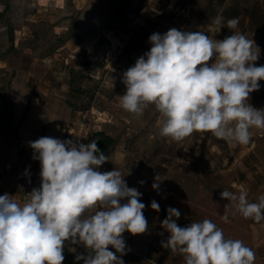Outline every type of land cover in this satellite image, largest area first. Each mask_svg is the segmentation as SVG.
Listing matches in <instances>:
<instances>
[{
    "label": "clouds",
    "instance_id": "obj_1",
    "mask_svg": "<svg viewBox=\"0 0 264 264\" xmlns=\"http://www.w3.org/2000/svg\"><path fill=\"white\" fill-rule=\"evenodd\" d=\"M213 23L232 34L222 40L176 28L151 34L150 50L122 74L126 91L118 103L135 116L154 105L162 118L159 136L175 142L199 131L230 146L247 145L253 130H264V108L249 103L264 81V65L255 64L260 49L236 31L238 18L225 25L218 15ZM29 147L40 162V185L23 203L0 195V264H63L66 242L85 248L87 255L75 256L83 264H124L123 234L148 232L142 193L128 187L118 169L99 171L109 159L96 140L84 144L43 136ZM161 182L157 174L153 190L159 192ZM220 196L245 219L264 221V195L250 202L247 191L224 189ZM151 208L160 211L155 200ZM180 216L178 209L167 208L161 227L168 236L160 246L182 255L184 264H255V252L242 240L225 238L210 219L181 227ZM69 250L76 253L75 247Z\"/></svg>",
    "mask_w": 264,
    "mask_h": 264
},
{
    "label": "rangeland",
    "instance_id": "obj_2",
    "mask_svg": "<svg viewBox=\"0 0 264 264\" xmlns=\"http://www.w3.org/2000/svg\"><path fill=\"white\" fill-rule=\"evenodd\" d=\"M211 1L0 0V101L8 96L17 106L27 99L56 116L66 120L71 117L72 122L60 124L61 129L74 130L65 140L79 142L76 128L83 122L90 126L94 122L109 123L118 148L132 153L129 163L141 152L151 155L154 150L163 154L173 151L177 173L183 165L192 166L196 173L198 166L218 163L225 177L236 173L246 177L248 169L253 168L260 169L261 177L264 130H253L247 145L230 146L211 132L199 131L175 142L159 136L162 118L154 105L135 116L118 103V96L126 91L122 74L150 50L151 34H164L170 28L201 31L218 40L232 34L226 27L209 25L224 13ZM217 2L222 7L233 4L232 0ZM228 16L236 18L231 10ZM236 31L255 41L260 49L255 64L264 65V18H256L252 26L239 24ZM10 81L25 85V89L16 86L11 94ZM259 83L260 90L250 94L249 103L262 109L264 81ZM3 109L10 117L11 105L0 103V111ZM43 129H52L49 120ZM225 166L231 170L227 172Z\"/></svg>",
    "mask_w": 264,
    "mask_h": 264
},
{
    "label": "crops",
    "instance_id": "obj_3",
    "mask_svg": "<svg viewBox=\"0 0 264 264\" xmlns=\"http://www.w3.org/2000/svg\"><path fill=\"white\" fill-rule=\"evenodd\" d=\"M232 1L233 4L228 5L230 7H222L223 5L216 3V0L211 1L214 2L213 7L215 5L220 11L224 10V13H221L224 23L231 19L227 17L230 10L234 11L239 24L252 26L256 18H264V0ZM209 25H213V21ZM16 86L25 89V85L10 81L8 89L11 94ZM0 103L3 106L9 103L12 107L10 117L4 114V109L0 111V195L9 194L23 203L26 193L40 185V162L33 160V150L29 147V142L43 136L65 140L66 134H71L74 130L61 129L60 124L72 122V118L66 120L64 117L49 113L45 107L37 108L27 99L15 106L12 98L7 96L4 102L1 100ZM46 120H49L52 129H43ZM93 125L83 122L80 128H76L81 139L79 143L87 144L91 134L96 131H103L117 139L109 129V123L94 122ZM90 127L93 128L91 132ZM130 154L132 156L128 149L122 146L118 148L116 144L107 155L109 161L99 168L101 172L114 168L121 171L125 175L127 186L134 187L142 193L140 200L146 206L143 214L148 221V232L135 236L128 232L123 234L127 249V254L122 257L124 264H184L182 255L174 254L160 246L161 240L168 236L161 227V222L167 217L168 207H174L181 212L177 220L181 227L191 222L210 219L223 230L225 238L242 240L250 247L256 254L255 264H264V221L256 223L252 219H245L236 212L229 201L220 196L224 189L234 193L247 191L248 200L257 202V198L264 195V175L261 177L258 175L259 168L248 169L249 176L243 177L236 173L230 178L224 176L218 163L198 166L196 173L192 166L181 165L177 173L173 151L171 153L168 151L166 155L161 150H154L151 155L141 152L133 163L128 161ZM163 156H166V160ZM5 163H10V170L4 169ZM225 167L227 172L231 170V167ZM26 170L28 176L25 175ZM157 174L162 180L159 192L152 188ZM140 181L144 183L141 184ZM153 200L159 203V212L151 208ZM226 205L229 206L226 208ZM162 232L164 234L160 235ZM70 247H75L76 253L71 252ZM110 250L115 252L111 247ZM77 253L87 255L82 245H71L66 242L63 264H83L82 260H75ZM117 255L119 256V253Z\"/></svg>",
    "mask_w": 264,
    "mask_h": 264
},
{
    "label": "trees",
    "instance_id": "obj_4",
    "mask_svg": "<svg viewBox=\"0 0 264 264\" xmlns=\"http://www.w3.org/2000/svg\"><path fill=\"white\" fill-rule=\"evenodd\" d=\"M92 140H96L98 148L104 152L106 156L114 149L117 144V139L109 136L103 131H96L92 133L87 141V144Z\"/></svg>",
    "mask_w": 264,
    "mask_h": 264
},
{
    "label": "built area",
    "instance_id": "obj_5",
    "mask_svg": "<svg viewBox=\"0 0 264 264\" xmlns=\"http://www.w3.org/2000/svg\"><path fill=\"white\" fill-rule=\"evenodd\" d=\"M4 169H5L6 171L10 170V169H11V165H10V163H5V164H4Z\"/></svg>",
    "mask_w": 264,
    "mask_h": 264
}]
</instances>
